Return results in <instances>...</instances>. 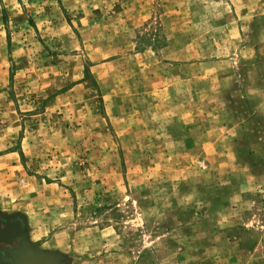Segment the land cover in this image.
Wrapping results in <instances>:
<instances>
[{
  "label": "rangeland",
  "instance_id": "374dc122",
  "mask_svg": "<svg viewBox=\"0 0 264 264\" xmlns=\"http://www.w3.org/2000/svg\"><path fill=\"white\" fill-rule=\"evenodd\" d=\"M0 214L64 264H264V0H0Z\"/></svg>",
  "mask_w": 264,
  "mask_h": 264
},
{
  "label": "water",
  "instance_id": "95a60500",
  "mask_svg": "<svg viewBox=\"0 0 264 264\" xmlns=\"http://www.w3.org/2000/svg\"><path fill=\"white\" fill-rule=\"evenodd\" d=\"M20 214L4 215L0 214V242L12 244L13 240L20 235ZM22 220V219H21ZM7 259L11 264H50L49 257L45 254H38L28 250L24 238L18 247L11 249Z\"/></svg>",
  "mask_w": 264,
  "mask_h": 264
},
{
  "label": "flooded vegetation",
  "instance_id": "af4514ba",
  "mask_svg": "<svg viewBox=\"0 0 264 264\" xmlns=\"http://www.w3.org/2000/svg\"><path fill=\"white\" fill-rule=\"evenodd\" d=\"M21 219L19 220V224L21 227L19 237L14 239L12 244H6L3 242H0V264H11L9 259H7V256H9V254H10L9 251L11 249H13L14 247H18L19 243L22 241V236L24 238V242L26 243L28 250H31V251L38 253V254L47 255L49 257V263L50 264H64L51 251L39 249V248L34 247L32 244L29 243L28 238H27V233H26L27 232L26 221L22 216H21Z\"/></svg>",
  "mask_w": 264,
  "mask_h": 264
},
{
  "label": "crops",
  "instance_id": "0c3cea01",
  "mask_svg": "<svg viewBox=\"0 0 264 264\" xmlns=\"http://www.w3.org/2000/svg\"><path fill=\"white\" fill-rule=\"evenodd\" d=\"M25 221H26V225L28 224V220L27 219H25Z\"/></svg>",
  "mask_w": 264,
  "mask_h": 264
}]
</instances>
